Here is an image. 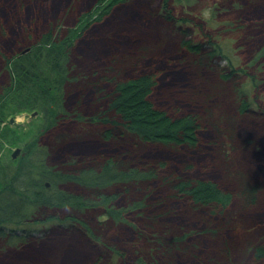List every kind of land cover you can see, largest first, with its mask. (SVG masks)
I'll list each match as a JSON object with an SVG mask.
<instances>
[{
    "label": "trees",
    "instance_id": "obj_1",
    "mask_svg": "<svg viewBox=\"0 0 264 264\" xmlns=\"http://www.w3.org/2000/svg\"><path fill=\"white\" fill-rule=\"evenodd\" d=\"M3 1L6 6L0 0V12L5 11L2 19L8 20L11 26L15 25L13 30L19 31L16 22L22 23L27 14L38 12L40 15L34 20L40 25L45 14L51 12V8L47 13L41 9V0ZM79 1L71 0L59 19L47 20L35 38L30 34L33 20L26 24L24 32H19L24 36L21 45L25 46L5 55L7 80L0 90V149L5 143H14L11 139L15 140L17 134L9 123L4 127L2 123L7 121L8 114L22 110L39 111L43 115L45 132L73 120L96 125L105 137L124 145L118 143L119 149L108 155L94 159L70 156L62 165L54 166L48 158L50 149L37 137L24 148V155L16 159L12 157L11 162L0 161V235L10 238L29 236L32 232L28 230L30 225L54 221L77 222L86 228L88 223L84 217L92 211L98 212L101 218L106 217L96 224L99 231L106 230V225L124 223L127 214L144 215L149 201L157 209L146 217L151 228L160 225L164 217L172 215L173 219L177 216L174 214L176 208L172 207L176 200L189 201L193 210L206 206L225 209L233 201L237 203V209L254 205L263 186L258 184L259 180H248L245 171L226 168L228 176L239 179L237 188L233 190H227L216 178H204L203 174L187 178L184 175H195L194 171H187L192 166L186 163L191 158L192 149L198 145H214L217 137L220 151L227 154V143L220 134L225 133L222 125L232 122L234 117L216 110L211 103L227 89L240 111H250L249 108L257 102L252 92L262 80L257 75L264 67V45L249 64L224 69L222 78L229 82H213L208 89L194 87L172 61H163L157 53L154 57L157 45L151 42L140 44L133 54L130 53L133 49L123 56L112 54L103 65L86 70L89 64L75 57L78 40L94 24L109 16L114 7L128 0H94L89 8L77 14L73 24L66 26L64 21ZM174 1L164 0L163 13L157 11L156 15H162L185 33L187 29H183L181 24L194 23V20L172 13L170 8ZM16 3L21 6L19 12L15 10ZM238 10L241 11L240 8ZM238 24L239 21H234L225 28H239ZM203 34L209 38L208 41L190 45L197 51L194 53L200 54L194 60L199 70L224 54L223 47L215 42L211 33ZM130 41L132 44L139 42L138 39ZM27 49L29 51L24 52ZM78 87V101L72 104L71 96ZM86 107L92 111L88 116L84 115ZM125 144L132 150L125 148ZM145 144L163 145V151L173 152L176 156L173 160L158 157L157 160H146L142 165H129L125 159L126 152H135L132 147ZM225 160L230 161L229 157ZM169 166L174 168L173 173L162 172ZM152 181H158V190H166L159 197ZM121 196L129 199L122 207L116 203ZM23 228H27L23 232L25 234L19 236L18 229ZM173 228L179 229V226L174 225ZM171 232L172 227L163 224L156 234L146 235L153 243L152 253L165 257V261L156 258L147 262L140 257L136 264H176L170 261L175 251L184 249L189 252L190 249L184 240L187 234L179 236ZM208 232L217 234L218 231ZM89 234L95 240L102 237L90 228ZM261 244L250 250L264 264V245ZM220 251L225 253L227 249Z\"/></svg>",
    "mask_w": 264,
    "mask_h": 264
},
{
    "label": "rangeland",
    "instance_id": "obj_2",
    "mask_svg": "<svg viewBox=\"0 0 264 264\" xmlns=\"http://www.w3.org/2000/svg\"><path fill=\"white\" fill-rule=\"evenodd\" d=\"M41 2L43 3L41 9L47 13V9L51 8V12L45 14L40 25L34 20L40 15L38 12L27 14L22 23L16 22L19 31L15 29L14 31L15 25L11 26L8 20L2 19L5 17V11L0 12V90L7 80L4 69L5 55L19 51L25 46L21 45L24 36L19 32H24L26 24L33 20L30 34L35 38L47 20L53 22L60 18L61 12L68 9L71 0ZM93 2L94 0H81L79 4H74L64 24L66 26L73 24L77 14L85 11ZM2 3L5 7L3 0ZM163 3L164 0H128L117 5L109 16L94 24L78 40L75 57L89 64L86 70H91L106 63L112 54L123 56L132 49L130 53L133 54L137 46L151 42L157 45L154 57L157 53V57L163 61H172L194 87L208 89L213 82L222 84L229 82L222 78L224 69L226 67L229 69L233 65L239 67L249 64L251 58L264 45V0H176L172 3L170 11L177 17L194 20V23L181 24L183 29H187L185 33L162 15H156L157 11L163 13ZM239 8L241 11L244 10L243 14ZM15 10L17 12L21 10L17 3ZM234 21H239L240 27L226 30L225 27ZM208 32L213 39L215 38V42L223 47L224 54L215 58L209 65L201 66L199 70L194 60L198 59L200 54L194 53L197 51L191 49L190 45L208 41L209 38L203 34ZM133 39H138L139 42L132 44L130 40ZM187 41L190 42L189 45L186 44ZM262 61L264 63V57ZM262 69V73L257 75L258 79L262 77L261 84L252 92L258 103L252 105L250 111L243 109L240 111L241 108L239 109L236 101L232 100L227 89L225 93L218 94L211 103L216 110L234 117L232 122L222 125L225 133L220 134L227 143L225 148L227 154L223 155L220 151L217 137L214 145H198L196 149H192L191 158L186 163L189 167L192 166L187 171H194L195 175L192 173L184 175L187 178L203 174L204 178H216L223 182L227 190H233L237 188L239 179L228 176L226 168L245 171L248 180H259L258 184L263 186L254 205L237 209V203L233 201L225 209L206 206L193 210L189 201L176 200L172 207L176 208L174 214L177 216L173 219L172 215L169 218H162L156 228H151L146 219L147 214L157 210L152 207L150 201L144 215L127 214L124 223L106 225V230L100 229L102 232L97 229L96 224L99 219L103 220L106 217L101 218L98 212L93 211L84 217L88 223L86 228L77 222L54 221L32 224L28 227V230L32 231L29 236L10 238L8 235H0V264H136L140 257L147 262L156 258L158 261H165V257L152 253L153 243L147 238L148 234H156L157 229L163 224L172 227L171 233L174 235L187 234L184 240L190 250L175 251L170 261H175L176 264H263L261 260L255 258L256 253L253 255L250 250L260 242L264 245V67ZM124 72L127 74V71ZM79 91V87L74 90L71 103L78 101ZM84 111L86 116L92 113L88 107ZM35 112L37 114H34ZM42 116L37 110L29 112L22 110L7 115V121L1 126L9 123L17 134L15 140L11 139L14 143H5L0 149V161L11 162L12 154L17 148L24 150L27 144L37 137L50 149L48 158L54 166L62 165L70 156L94 159L119 149L117 140L105 137L98 126L88 123L68 120L59 127L45 132ZM11 119H14V122H11ZM57 135L62 136L57 138ZM119 144L124 145L122 142ZM125 148L132 150L126 144ZM132 148L135 152H126L125 155L131 166L142 165L144 161L157 160L158 157L173 160L176 156L173 152L163 151L164 146L160 144H145ZM178 151L183 152L182 149ZM228 157L230 161L225 160ZM173 171L174 168L170 166L166 171L162 170L166 174ZM151 183L152 186L159 187L158 181ZM157 187L156 196L159 197L166 190H158ZM128 201L127 197L121 196L116 203L122 207ZM174 225L179 226V229L173 228ZM89 228L102 236L100 237L102 241L92 238ZM26 229H18L19 236ZM208 230L218 232L209 233ZM224 248L227 251L222 253L220 250ZM170 261L168 263H171Z\"/></svg>",
    "mask_w": 264,
    "mask_h": 264
},
{
    "label": "water",
    "instance_id": "obj_3",
    "mask_svg": "<svg viewBox=\"0 0 264 264\" xmlns=\"http://www.w3.org/2000/svg\"><path fill=\"white\" fill-rule=\"evenodd\" d=\"M27 51H29V49H27L26 51H24V52H27ZM34 114H37V112H35ZM33 114V115H34ZM11 122H14V119H11ZM20 151H21V149L20 148H17L15 151H14V153L12 154V157L13 158H16L17 156H18V154L20 153ZM48 186H49V184H47Z\"/></svg>",
    "mask_w": 264,
    "mask_h": 264
},
{
    "label": "flooded vegetation",
    "instance_id": "obj_4",
    "mask_svg": "<svg viewBox=\"0 0 264 264\" xmlns=\"http://www.w3.org/2000/svg\"><path fill=\"white\" fill-rule=\"evenodd\" d=\"M208 46V44H207ZM20 155H24V150L21 149L20 153L18 154V156L16 158H18ZM16 158H13V159H16Z\"/></svg>",
    "mask_w": 264,
    "mask_h": 264
}]
</instances>
